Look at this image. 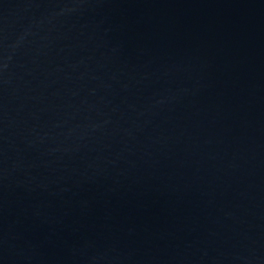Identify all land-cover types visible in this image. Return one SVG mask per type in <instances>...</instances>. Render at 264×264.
I'll use <instances>...</instances> for the list:
<instances>
[{
	"label": "water",
	"instance_id": "1",
	"mask_svg": "<svg viewBox=\"0 0 264 264\" xmlns=\"http://www.w3.org/2000/svg\"><path fill=\"white\" fill-rule=\"evenodd\" d=\"M0 264H264V0H0Z\"/></svg>",
	"mask_w": 264,
	"mask_h": 264
}]
</instances>
